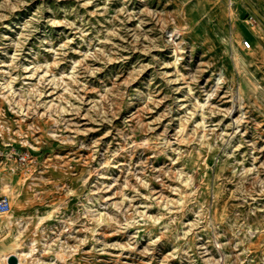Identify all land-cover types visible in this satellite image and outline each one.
<instances>
[{
    "label": "rangeland",
    "instance_id": "374dc122",
    "mask_svg": "<svg viewBox=\"0 0 264 264\" xmlns=\"http://www.w3.org/2000/svg\"><path fill=\"white\" fill-rule=\"evenodd\" d=\"M3 195L2 264H264V0H0Z\"/></svg>",
    "mask_w": 264,
    "mask_h": 264
},
{
    "label": "built area",
    "instance_id": "2783aa9c",
    "mask_svg": "<svg viewBox=\"0 0 264 264\" xmlns=\"http://www.w3.org/2000/svg\"><path fill=\"white\" fill-rule=\"evenodd\" d=\"M230 4L233 5V2L231 1ZM250 46H251L250 42L246 40L244 42V47L249 48ZM30 158L31 156L29 152L22 153L19 157L20 161L23 163L29 161ZM10 210H11L10 199L5 195L0 196V214L8 213Z\"/></svg>",
    "mask_w": 264,
    "mask_h": 264
},
{
    "label": "water",
    "instance_id": "95a60500",
    "mask_svg": "<svg viewBox=\"0 0 264 264\" xmlns=\"http://www.w3.org/2000/svg\"><path fill=\"white\" fill-rule=\"evenodd\" d=\"M8 261L10 264H21V263H19V260H18L17 256H15V255H11L8 258Z\"/></svg>",
    "mask_w": 264,
    "mask_h": 264
},
{
    "label": "bare ground",
    "instance_id": "6f19581e",
    "mask_svg": "<svg viewBox=\"0 0 264 264\" xmlns=\"http://www.w3.org/2000/svg\"><path fill=\"white\" fill-rule=\"evenodd\" d=\"M9 222L11 223V220H9ZM10 256H11V255H10ZM10 256H9V257H10ZM9 257H8V258H9ZM8 258H7V261H8ZM8 262H9V261H8ZM0 264H2L1 260H0Z\"/></svg>",
    "mask_w": 264,
    "mask_h": 264
}]
</instances>
